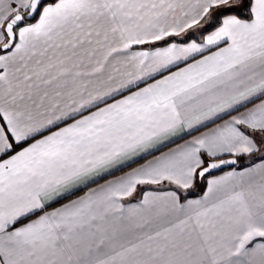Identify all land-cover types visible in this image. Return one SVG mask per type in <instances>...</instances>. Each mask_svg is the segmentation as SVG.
Returning a JSON list of instances; mask_svg holds the SVG:
<instances>
[{
	"label": "snow or ice",
	"instance_id": "6c2138e0",
	"mask_svg": "<svg viewBox=\"0 0 264 264\" xmlns=\"http://www.w3.org/2000/svg\"><path fill=\"white\" fill-rule=\"evenodd\" d=\"M0 264H264V0H0Z\"/></svg>",
	"mask_w": 264,
	"mask_h": 264
}]
</instances>
